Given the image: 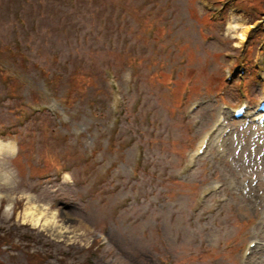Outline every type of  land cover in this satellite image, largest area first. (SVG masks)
<instances>
[{"label":"rangeland","instance_id":"obj_1","mask_svg":"<svg viewBox=\"0 0 264 264\" xmlns=\"http://www.w3.org/2000/svg\"><path fill=\"white\" fill-rule=\"evenodd\" d=\"M22 1L0 0V264H255L264 124L191 156L219 111L264 96V11L239 43L249 0Z\"/></svg>","mask_w":264,"mask_h":264},{"label":"bare ground","instance_id":"obj_2","mask_svg":"<svg viewBox=\"0 0 264 264\" xmlns=\"http://www.w3.org/2000/svg\"><path fill=\"white\" fill-rule=\"evenodd\" d=\"M240 27L238 28V25L236 23H233L232 21L228 23V25L226 26V32L227 34H229L231 37H237L239 39V42H242L245 39V35L249 29V26H242L241 24H239ZM238 28V29H237ZM212 140V138L210 137L209 142ZM208 142V144H209ZM207 144V147H208ZM206 147V148H207ZM13 150V146L10 143H3L0 141V154H6V153H10ZM253 199L255 201H260L262 200V196L259 194H255ZM260 203V202H259ZM258 203V204H259ZM24 215H29L28 217H25V219L29 220L32 225H35L38 223V219L39 216H34V211L30 210V211H25ZM259 232L263 233V229L261 228L259 230ZM253 263L255 264H264V258L261 257V259H259L257 257V261L254 260Z\"/></svg>","mask_w":264,"mask_h":264}]
</instances>
